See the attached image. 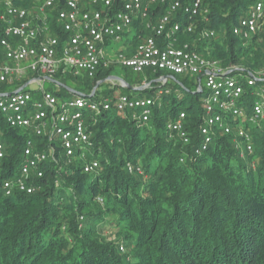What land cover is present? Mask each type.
<instances>
[{"label": "trees", "instance_id": "obj_1", "mask_svg": "<svg viewBox=\"0 0 264 264\" xmlns=\"http://www.w3.org/2000/svg\"><path fill=\"white\" fill-rule=\"evenodd\" d=\"M202 1L208 22L197 20L195 34L180 38L191 43L199 29L214 30L215 36L197 41L195 50L217 61L231 78L256 76L264 69V26L248 41L232 34L238 14L252 0ZM164 14L166 6L158 4L150 17ZM176 15L182 26L190 22L181 12ZM144 26H137L132 45L152 35ZM113 70L101 69L87 79L86 95L98 82L106 83ZM123 76L130 87H139L161 74L131 75L124 68ZM171 76L165 85L154 83L137 96L115 86L120 95L156 103L147 123L127 112L101 113L89 125L91 137L81 158L69 165L60 159V168L48 159L37 181L40 190L33 194L0 193V264H264V119L251 123L249 111L241 119L227 118L231 128L245 123L251 152L244 151L242 158L243 137L223 130L195 155L205 93L195 92L197 83L188 76ZM56 78L67 88L65 78ZM115 87L97 100H114ZM52 94L71 93L59 87ZM182 113L186 143L166 130ZM2 133L9 163L17 159L14 151L25 136L5 128ZM91 160L99 168L84 173Z\"/></svg>", "mask_w": 264, "mask_h": 264}, {"label": "built area", "instance_id": "obj_2", "mask_svg": "<svg viewBox=\"0 0 264 264\" xmlns=\"http://www.w3.org/2000/svg\"><path fill=\"white\" fill-rule=\"evenodd\" d=\"M168 1L0 0V87L9 88H0V94H9L0 97L1 194H33L40 190L37 181L48 159L60 168V159L69 165L81 158L80 151L91 137L89 125L97 115L127 112L139 123H147L156 105L151 99L138 100L127 95L115 96L114 100L76 95L58 98L43 84L46 80L60 83L57 75L78 79L83 72L84 77L93 79L101 69L120 66L133 74L160 73L155 81L161 85L168 83L171 75L192 77L197 83L195 92L205 93V117L198 128L201 139L194 154L199 155L210 145L218 130L243 137L245 150H241L240 158L244 151L251 152L249 135L242 128H231L227 118L241 119L249 111L251 123L264 119V69L251 78L229 77L217 61L204 59L195 50L197 41L215 36L214 30L199 29L191 43L180 38L181 34H195L197 20L208 22L203 1ZM158 4L166 6V14L152 20L151 9ZM246 9L247 15L232 28L233 36L244 41L263 30L264 0H252ZM180 12L188 16L190 22L186 25L182 26L176 15ZM143 24L152 35H143L132 45L137 26ZM111 43L119 44V48L108 51L106 47ZM108 79L106 82L113 86L124 88L122 83ZM258 81L263 83L257 85ZM153 83L143 82L141 86L149 88ZM30 84L36 85L33 91L27 90ZM178 117L166 125V130L175 132L186 143L184 113ZM4 128L25 136L14 151L17 159L9 163L5 161L9 154ZM12 145L16 146L14 142ZM15 162L18 167L13 165ZM82 168L84 173H93L99 165L91 160Z\"/></svg>", "mask_w": 264, "mask_h": 264}, {"label": "rangeland", "instance_id": "obj_3", "mask_svg": "<svg viewBox=\"0 0 264 264\" xmlns=\"http://www.w3.org/2000/svg\"><path fill=\"white\" fill-rule=\"evenodd\" d=\"M248 13V9H245L243 12H240L238 14V19L242 18L243 16H246ZM108 51H111V50H116L119 48V44L117 43H111L109 44L108 47H106ZM123 70L124 68L122 67H115L114 70L111 72V76H118V77H122V78H125V76H123ZM131 75H135L131 72ZM238 76L237 75H233L232 78L233 79H236ZM191 79L194 80V78L192 77H189ZM57 79V78H56ZM58 80V79H57ZM62 81L65 83L64 85H66V87H70L71 89L75 90L76 92L80 93V94H87V89L85 87V83L87 81V78L84 77V73H80L79 76H78V79H72V78H65V79H62ZM44 89L48 92H51V93H54V91H57L58 90V87L53 83L49 82V81H44ZM115 86H113V83H109V82H106L104 84H102L98 89H97V94L92 97L91 99L92 100H97L98 98L102 97V93L105 91L107 92H110L111 89H113ZM36 88V85L35 84H30L27 88V90H31L33 91L34 89ZM114 94V96H119L120 95V91L118 90V87H115V91L112 92ZM140 92H133L131 91L130 92V95L132 96H137ZM73 96L72 94H68V95H64V98L67 99L68 97H71ZM244 109H248V105L245 104L244 105ZM245 123L242 122V121H239V123L236 125V128H242L244 127ZM235 128V129H236ZM13 165H15L16 167H18V164L15 162L13 163Z\"/></svg>", "mask_w": 264, "mask_h": 264}, {"label": "water", "instance_id": "obj_4", "mask_svg": "<svg viewBox=\"0 0 264 264\" xmlns=\"http://www.w3.org/2000/svg\"><path fill=\"white\" fill-rule=\"evenodd\" d=\"M229 74H231V72L227 73V75H229ZM168 77H169L170 79L173 78L172 76H168ZM168 77H167V78H168ZM108 80H110V81H111V80H114V81L120 82V83H122V84L124 85V88H126V89H128V90L135 91V92H140V91L143 90V88H144V86H139V88H133V87H130L126 82H124L121 78H119V77H117V76H111V78L108 79ZM50 82H51V83L54 82V83L57 84L58 86L64 88L60 83L56 82L55 80H51ZM103 83H105V82H104V81H100V82H98V83L96 84L95 88L92 90V91H93L92 94H90V95L80 94V93H78V92H76V91H73V90H70V89H68L67 91L70 92L72 95H76V96H85V97H87V98H92V97L94 96L95 92H96L97 87H98L100 84H103ZM154 83H156V81H155ZM154 83H153V84H154ZM23 88H25V87H23ZM8 95H9V94H0V97H2V96H8Z\"/></svg>", "mask_w": 264, "mask_h": 264}, {"label": "crops", "instance_id": "obj_5", "mask_svg": "<svg viewBox=\"0 0 264 264\" xmlns=\"http://www.w3.org/2000/svg\"><path fill=\"white\" fill-rule=\"evenodd\" d=\"M170 79V78H169ZM73 90V89H72ZM74 91V90H73Z\"/></svg>", "mask_w": 264, "mask_h": 264}]
</instances>
